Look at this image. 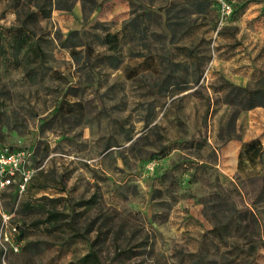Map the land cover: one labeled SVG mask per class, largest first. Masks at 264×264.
Listing matches in <instances>:
<instances>
[{
  "label": "rangeland",
  "instance_id": "obj_1",
  "mask_svg": "<svg viewBox=\"0 0 264 264\" xmlns=\"http://www.w3.org/2000/svg\"><path fill=\"white\" fill-rule=\"evenodd\" d=\"M225 1L226 15L220 0H0V145L27 149L52 176L0 200V264H82L90 249L100 264H191L183 254L198 250L264 264L263 164L238 169L235 157L241 142L264 146V107L242 109L232 90L264 85V0ZM39 6L48 16L29 27L44 55L14 57L8 29ZM142 12L140 33L123 38ZM41 196L75 213L57 230L33 227L42 215L19 204ZM232 206L256 220L218 248L209 230ZM3 210L13 215L1 227Z\"/></svg>",
  "mask_w": 264,
  "mask_h": 264
},
{
  "label": "trees",
  "instance_id": "obj_2",
  "mask_svg": "<svg viewBox=\"0 0 264 264\" xmlns=\"http://www.w3.org/2000/svg\"><path fill=\"white\" fill-rule=\"evenodd\" d=\"M44 11L45 9L41 6L37 7L36 10H29L24 14V17L21 19L20 24L9 27L8 32L10 34V40L8 43L11 53L14 57H17V54L22 49L31 50L39 57L44 55V51L41 48L40 41L37 38H33V36L35 35L34 31L29 27V25L34 23V21L37 19V14L39 12L43 13L42 16H48L49 12ZM143 16H145L144 12L140 14H134L131 18L124 22L122 26V31L124 32L122 35L123 38L132 39L140 33V21L143 19ZM103 42L107 44L108 49L116 51L118 49L120 40L117 33L108 32L104 36ZM88 51L89 48L86 47V53ZM232 90L235 91L237 102L242 109H251L256 106L264 107V85L253 88L233 85ZM245 161H248L251 164H254L256 161H260L263 164L264 171V146L261 144L258 138H253L243 142L238 154V169H241L244 166ZM201 167L204 166L201 165ZM51 178L52 176H48V174H44L43 171L40 170L33 178L30 186L35 188L36 190L47 188ZM261 186L264 189V172L261 176ZM24 199L25 200H23L19 204L18 213L32 212L42 215L41 218H37L31 222L33 227L44 225L49 231H51V229L57 230L61 225V221H64V219L72 216L73 213H75L73 207L70 208V214H66L59 211L55 207V205H49V203L51 202L53 203L59 201L60 196L54 198L41 196L35 200H29L27 198ZM44 199L46 200L45 202ZM232 208L237 212L228 215L226 220H224L222 223L214 225L209 230L212 236H214L218 240L217 247L220 245L227 246V237H229L230 233H233V231H247V227L250 224L249 222L251 220H256L253 212L249 210L240 211L234 206H232ZM244 220L246 221L243 222ZM19 231L23 232V228L21 225L19 226ZM256 247L257 246L255 244H251L247 248L248 251L246 253H254ZM183 258L191 264H217L216 262H206L204 258V252L202 250L183 254ZM79 261L82 264H100L98 254L95 249H90L86 254L80 257Z\"/></svg>",
  "mask_w": 264,
  "mask_h": 264
},
{
  "label": "built area",
  "instance_id": "obj_3",
  "mask_svg": "<svg viewBox=\"0 0 264 264\" xmlns=\"http://www.w3.org/2000/svg\"><path fill=\"white\" fill-rule=\"evenodd\" d=\"M219 7L223 15L231 12V5L225 0H220ZM158 165L157 159L148 162L149 168ZM39 169L40 164L37 161L33 162L32 153L27 149L18 144L0 145V200L7 193L15 198L23 195L27 197L26 193L32 188L31 181ZM12 215V212L1 211V227L7 226ZM11 228L17 230L16 225H12Z\"/></svg>",
  "mask_w": 264,
  "mask_h": 264
},
{
  "label": "crops",
  "instance_id": "obj_4",
  "mask_svg": "<svg viewBox=\"0 0 264 264\" xmlns=\"http://www.w3.org/2000/svg\"><path fill=\"white\" fill-rule=\"evenodd\" d=\"M259 139H261L260 137H259ZM250 140V139H249ZM241 145H242V142L240 143V144H238L237 145V149H236V153H235V157H236V163L238 164V154H239V151H240V148H241ZM236 164V165H237Z\"/></svg>",
  "mask_w": 264,
  "mask_h": 264
}]
</instances>
